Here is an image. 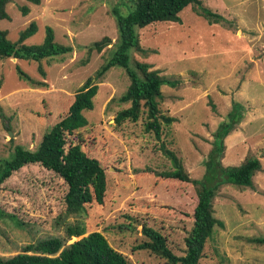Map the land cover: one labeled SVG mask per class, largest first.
Here are the masks:
<instances>
[{
	"label": "rangeland",
	"instance_id": "rangeland-1",
	"mask_svg": "<svg viewBox=\"0 0 264 264\" xmlns=\"http://www.w3.org/2000/svg\"><path fill=\"white\" fill-rule=\"evenodd\" d=\"M200 2L226 22L209 24L188 6L179 14V23L159 22L138 29L139 44L147 54L128 52L131 70L134 62H145L179 82L176 88H162L159 109L174 122L162 126L159 141L145 131L142 114L137 122L116 125V114L129 107L118 101L130 83L119 67L98 81L94 108L84 112L87 126L65 135L66 148L79 144L107 175L103 206L88 207L79 219L84 236L101 233L132 264H167L148 251L133 250L143 240V225L158 231L177 256L183 255L184 239L193 225L195 188L173 179L160 181L159 175L172 170L161 143L180 158L190 179H201L214 133L227 120L233 102L242 106V119L224 139L221 163L237 166L254 157L261 171L254 175L252 189L220 187L213 209L223 226L208 238L199 264H264V246L250 241L264 237V0ZM133 3L43 0L36 6L12 0L8 4L9 19L0 21V30L7 32L11 42L35 21L38 31L26 45L40 44L45 27L50 26L55 41L71 46L73 52L42 61L44 79L33 61H0V162L10 157L16 145L35 149L43 134L66 116L76 92L110 56L117 41L111 10L126 16ZM24 5L30 9L26 16L20 11ZM102 39H107L103 50L91 52L88 64L81 66L87 50L78 47ZM17 65L46 87L34 88L19 80ZM67 190L60 176L39 165L24 166L6 179L0 185V256H15L25 246L47 238H63L64 230L55 225L65 211Z\"/></svg>",
	"mask_w": 264,
	"mask_h": 264
},
{
	"label": "trees",
	"instance_id": "trees-1",
	"mask_svg": "<svg viewBox=\"0 0 264 264\" xmlns=\"http://www.w3.org/2000/svg\"><path fill=\"white\" fill-rule=\"evenodd\" d=\"M29 4L39 6L43 0H26ZM12 0H0V21L9 19L7 6ZM188 6L194 8L196 15L209 24H220L226 19L201 5L200 0H134L133 6L126 16L112 9L111 14L116 23L117 41L110 56L79 88L64 118L45 132L33 150L20 145L14 146L9 158L0 162V185L14 172L27 165H39L60 176L67 185L64 197L65 211L56 219V227H62L64 237H51L24 247L22 253L12 257L0 256V264H132L127 258L112 248L106 238L99 232H91L86 236L85 226L79 219L86 216L87 208L92 205L103 206L107 192V175L100 162L89 157L79 144L66 148L65 135L87 126L84 112L94 108L93 98L98 91V81L114 67L126 71L130 81L126 91L118 98L121 103H129V107L116 114V125L123 121L137 122L141 114L145 116L144 129L153 133L157 141L162 134V126H170L174 119L161 114L159 109L162 99V88H176L177 79L168 78L153 70L149 63L134 62V70L129 68L130 50L145 55L148 50L139 44L138 29L159 22H180L179 14ZM29 7L20 8L23 16L28 15ZM45 35L38 45L28 46L25 41L38 31L35 21H31L19 32L16 42L7 38V32L0 30V61L7 59L27 60L38 64L37 72L44 79L46 76L41 62L64 57L73 52L69 45L55 41L54 30L45 27ZM107 39L94 42L85 47L87 57L81 66L89 62L91 52H101ZM18 79L31 87H46L44 81H35L20 67L15 66ZM95 81V82H94ZM214 111V107L211 106ZM242 119V106L233 102L227 120L223 121L214 133V143L205 161V174L201 179H190L183 168L182 161L174 152L161 143L163 155L170 161L172 170L164 172L160 181L169 179L190 184L195 188L194 208L191 213L193 225L184 239L183 255L177 256L168 247L166 239L156 230L142 226L143 240L135 245L134 251H148L163 259L167 264H199L203 256L204 246L216 227L222 222L214 216L213 200L221 186L232 185L241 188H253V177L261 171L258 158H246L240 165L224 166L221 163L225 149L224 139L230 135ZM72 219V220H71ZM132 220V219H131ZM131 223L124 225L125 229ZM119 227V228H124ZM79 240L67 244L71 238ZM251 242L264 246V237L250 239Z\"/></svg>",
	"mask_w": 264,
	"mask_h": 264
}]
</instances>
